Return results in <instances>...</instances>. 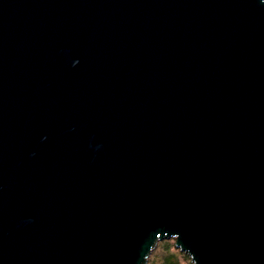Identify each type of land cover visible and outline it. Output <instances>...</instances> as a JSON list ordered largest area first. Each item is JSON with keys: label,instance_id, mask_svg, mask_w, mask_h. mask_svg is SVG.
Masks as SVG:
<instances>
[{"label": "water", "instance_id": "1", "mask_svg": "<svg viewBox=\"0 0 264 264\" xmlns=\"http://www.w3.org/2000/svg\"><path fill=\"white\" fill-rule=\"evenodd\" d=\"M264 264V0H0V264Z\"/></svg>", "mask_w": 264, "mask_h": 264}, {"label": "rangeland", "instance_id": "2", "mask_svg": "<svg viewBox=\"0 0 264 264\" xmlns=\"http://www.w3.org/2000/svg\"><path fill=\"white\" fill-rule=\"evenodd\" d=\"M174 244L173 238L158 241L148 256L147 264H161L167 256H173L176 264H193L190 257L176 248Z\"/></svg>", "mask_w": 264, "mask_h": 264}, {"label": "trees", "instance_id": "3", "mask_svg": "<svg viewBox=\"0 0 264 264\" xmlns=\"http://www.w3.org/2000/svg\"><path fill=\"white\" fill-rule=\"evenodd\" d=\"M173 259H174L173 256H167L165 257V259L162 261L161 264H176V262Z\"/></svg>", "mask_w": 264, "mask_h": 264}]
</instances>
